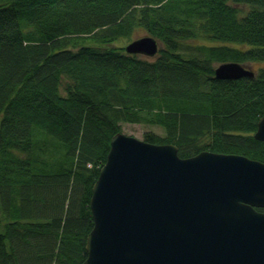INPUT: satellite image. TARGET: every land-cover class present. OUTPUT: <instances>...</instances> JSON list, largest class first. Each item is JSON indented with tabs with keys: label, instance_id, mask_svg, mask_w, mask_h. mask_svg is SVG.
Listing matches in <instances>:
<instances>
[{
	"label": "trees",
	"instance_id": "16d2710c",
	"mask_svg": "<svg viewBox=\"0 0 264 264\" xmlns=\"http://www.w3.org/2000/svg\"><path fill=\"white\" fill-rule=\"evenodd\" d=\"M137 28L156 56L111 46ZM228 61H264V0H0V264L85 261L92 189L124 122L163 127L143 140L183 158L264 161V68L216 78Z\"/></svg>",
	"mask_w": 264,
	"mask_h": 264
},
{
	"label": "water",
	"instance_id": "95a60500",
	"mask_svg": "<svg viewBox=\"0 0 264 264\" xmlns=\"http://www.w3.org/2000/svg\"><path fill=\"white\" fill-rule=\"evenodd\" d=\"M128 54L155 56L145 35ZM228 61L218 79L253 77ZM255 138L264 141V116ZM264 161L202 151L183 158L175 144L119 132L92 189L94 226L82 264H264Z\"/></svg>",
	"mask_w": 264,
	"mask_h": 264
},
{
	"label": "rangeland",
	"instance_id": "374dc122",
	"mask_svg": "<svg viewBox=\"0 0 264 264\" xmlns=\"http://www.w3.org/2000/svg\"><path fill=\"white\" fill-rule=\"evenodd\" d=\"M144 35H147V32L143 28H137L134 30L132 36L130 37H122L118 39L117 41L113 42L111 46L113 47H125L131 40L136 39L138 37H142ZM189 43L197 44V43H204L206 45L210 46H220V45H229L232 47L240 48V49H247L249 48L248 44L244 43H238V42H224L220 40H211V39H197L192 40ZM219 64V63H218ZM216 64V66L218 65ZM247 67H249L253 71L259 70V68H264V61H256V62H247L244 63ZM123 133L131 136H135L139 139H144V134L147 132H154L159 135H164L165 131L163 127L158 125H151V124H145V123H128L124 122L122 123V130Z\"/></svg>",
	"mask_w": 264,
	"mask_h": 264
}]
</instances>
